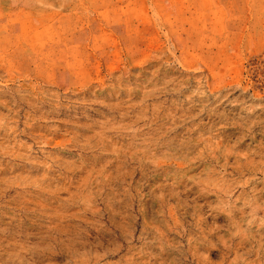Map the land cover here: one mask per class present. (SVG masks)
<instances>
[{
  "label": "rangeland",
  "instance_id": "374dc122",
  "mask_svg": "<svg viewBox=\"0 0 264 264\" xmlns=\"http://www.w3.org/2000/svg\"><path fill=\"white\" fill-rule=\"evenodd\" d=\"M0 264H264V0H0Z\"/></svg>",
  "mask_w": 264,
  "mask_h": 264
}]
</instances>
